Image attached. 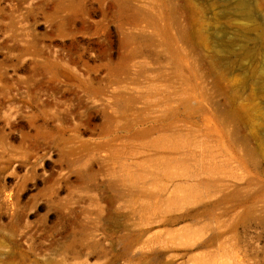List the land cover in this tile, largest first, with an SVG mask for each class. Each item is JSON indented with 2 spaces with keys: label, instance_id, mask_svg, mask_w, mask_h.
<instances>
[{
  "label": "rangeland",
  "instance_id": "374dc122",
  "mask_svg": "<svg viewBox=\"0 0 264 264\" xmlns=\"http://www.w3.org/2000/svg\"><path fill=\"white\" fill-rule=\"evenodd\" d=\"M0 264H264V0H0Z\"/></svg>",
  "mask_w": 264,
  "mask_h": 264
},
{
  "label": "bare ground",
  "instance_id": "6f19581e",
  "mask_svg": "<svg viewBox=\"0 0 264 264\" xmlns=\"http://www.w3.org/2000/svg\"><path fill=\"white\" fill-rule=\"evenodd\" d=\"M243 3V2H242ZM241 9H243L242 7H240ZM215 49H216V52L221 54L222 53V48L219 44H215Z\"/></svg>",
  "mask_w": 264,
  "mask_h": 264
}]
</instances>
